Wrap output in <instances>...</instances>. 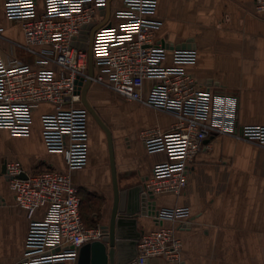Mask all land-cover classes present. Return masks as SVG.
I'll return each mask as SVG.
<instances>
[{
    "label": "built area",
    "instance_id": "built-area-1",
    "mask_svg": "<svg viewBox=\"0 0 264 264\" xmlns=\"http://www.w3.org/2000/svg\"><path fill=\"white\" fill-rule=\"evenodd\" d=\"M105 5L106 0H5L8 19L21 25L25 37L23 44L12 43L31 59L7 53L0 44V129L28 136L35 110L52 106L41 115L42 136L47 150L61 154L66 165L65 171L38 165L28 172L19 162H7L16 203L30 221L26 250L14 264L76 263L83 245L104 237L100 224L89 227L84 221L74 172L88 162L90 114L78 82L85 84L89 78L90 36L104 21ZM157 5L158 0H123L97 29L92 81L174 118L169 130L144 129L140 138L148 152L167 155L154 166L144 193L179 196L206 142L228 134L264 147V126L240 128L237 97L215 90L217 81H200L185 71L184 64L196 61L195 49H169L156 42L155 31L162 23L155 15ZM256 11L264 18V0H256ZM4 38L0 27V40ZM169 52L172 65L166 63ZM23 172L27 177H18ZM157 210L150 218L172 226L145 232L135 262L153 264L162 258L165 264H184L176 232L190 229V210Z\"/></svg>",
    "mask_w": 264,
    "mask_h": 264
},
{
    "label": "crops",
    "instance_id": "crops-1",
    "mask_svg": "<svg viewBox=\"0 0 264 264\" xmlns=\"http://www.w3.org/2000/svg\"><path fill=\"white\" fill-rule=\"evenodd\" d=\"M122 5L123 0H114L112 12ZM0 10L4 22L18 27L14 39L0 22L5 37L0 40L1 46L7 53H16L29 61L31 58L12 43L23 44L25 37L21 25L8 19L5 0H0ZM155 15L162 22L155 31L156 42L169 49H195L196 61L184 64L185 71L200 81H217L215 90L237 97L238 126H264V18L256 11V0H158ZM170 53L166 63L172 65ZM93 87L108 93V97L88 95V98L97 110L101 104L103 114L117 126V132L110 128L120 183L125 186L151 177L154 166L166 161L167 155L148 152L140 133L149 128L167 131L174 118L141 103L122 100L98 84ZM95 99L97 103H93ZM105 102L118 105L119 121L128 114L122 108L129 104L139 109L144 119L139 127L126 129L121 123L118 126L115 107L105 106ZM42 113L37 128L33 119L28 136H14L9 130L0 129V264L20 260L26 250L30 225L24 210L16 203L10 183L1 174L3 164L19 162L28 172L37 165L66 170L63 156L46 148ZM100 130L89 116L88 162L74 172V180L81 188L105 197L98 221V225H103L110 214L113 189L107 139ZM36 131L38 138L34 142ZM157 206L190 210V229L176 232L182 240L184 264H264V147L228 134L211 138L197 154L183 194L160 195ZM43 211L44 208L39 210L37 217ZM83 214L90 216L86 210ZM145 223L146 233L172 226L168 221L160 224L151 218ZM153 264L165 261L157 258Z\"/></svg>",
    "mask_w": 264,
    "mask_h": 264
},
{
    "label": "water",
    "instance_id": "water-1",
    "mask_svg": "<svg viewBox=\"0 0 264 264\" xmlns=\"http://www.w3.org/2000/svg\"><path fill=\"white\" fill-rule=\"evenodd\" d=\"M106 0V5L102 14L104 21L96 25L91 32L89 45V78L82 84L81 95L82 103L89 114L96 121L98 126L106 135L110 168L112 174V199L110 214L106 222L101 225L104 237L83 245L79 249L76 264H137L135 259L138 254V243L142 235L146 232L148 218L157 214V197L149 193L146 195L145 182L149 179L141 178L137 183H128L123 186L117 171L114 137L110 126L104 121L97 109L90 103L88 98L91 87L93 86L92 77L94 76L93 63V40L94 34L101 26L105 25L112 14V2ZM1 174L9 182L13 177L8 175L7 162L2 166ZM18 177L26 178L23 172ZM146 224V225H145Z\"/></svg>",
    "mask_w": 264,
    "mask_h": 264
},
{
    "label": "rangeland",
    "instance_id": "rangeland-1",
    "mask_svg": "<svg viewBox=\"0 0 264 264\" xmlns=\"http://www.w3.org/2000/svg\"><path fill=\"white\" fill-rule=\"evenodd\" d=\"M0 22L2 23V24H4L5 25V28L7 29V32L10 34V35H12L13 36V38L15 39V37H16V35H17V28L18 27H10L9 26V24H8V22H4V20L2 19V12H1V10H0ZM95 84H93V86H94ZM98 85H100V84H98ZM92 86V88H91V90H90V92H89V95L90 96H99V95H101V96H107L108 97V93L107 92H105V91H101V90H99V91H97V90H95V89H93L94 87ZM100 86H102V87H105V88H107L106 86H104V85H100ZM108 89V88H107ZM109 90V89H108ZM110 91V90H109ZM92 92V93H91ZM111 92V91H110ZM112 94H113V92H111ZM115 95V94H114ZM117 97V96H116ZM120 98V97H119ZM92 99V98H91ZM120 99H122V98H120ZM122 100H124V99H122ZM93 101V103L94 102H98L96 99L95 100H92ZM126 101V100H125ZM119 103H121V102H119ZM100 106H97V108H98V112H99V114L101 113V115H103V117L105 118H103L104 119V121L109 125V126H111L114 130H115V132H117L118 131V129H116L117 128V126H115V124L113 123V121H111L109 118H107L106 117V115L105 114H103V112H102V109H103V107L101 106V104H99ZM105 106H112V107H115V109L116 108H118L117 106L118 105H115V104H108V103H106L105 102V104H104ZM52 106H50V105H48V104H44V105H41L40 106V108L35 112V115H33L34 117V119H35V128H37L38 127V125H39V117H40V112L41 111H43V112H45L46 110H49L50 108H51ZM123 109H124V111L125 112H128V114L127 115H123V117H122V121H119V115H118V112H117V109L115 110L116 112H115V119H116V122L115 123H117L118 124V126H119V123H121L123 126H124V128H128V129H130V128H135V127H139L140 126V123H142V121H143V117L142 116H144V115H142V113L140 112V110L139 109H137L136 107H133L131 104H129V105H126L124 108H122V112H123ZM168 116V115H167ZM93 118V117H92ZM95 121V120H94ZM96 122V121H95ZM100 128V127H99ZM113 129H112V132H113ZM103 134H104V132L102 131V129L100 130ZM101 133V136H102V138H101V140H102V143H103V146H104V150H106L105 149V145H106V141H105V139H104V135ZM37 138H38V133H37V131L35 132V140H34V142H36V140H37ZM94 139H96V137H94ZM35 144V143H34ZM32 146H34V148L36 149V145H32ZM12 162H15V161H12ZM38 166V165H37ZM37 166H35V167H37ZM42 165H40V167H41ZM39 167V166H38ZM79 192H80V196H81V198H82V206H81V210H82V215H83V218H84V221H85V223L87 224V226H89V227H94V226H97L98 225V221H99V219H100V215H101V212H102V210H103V207H104V205L106 204V199H105V197L103 196V195H100V193H98V192H91V191H89L88 189H86V188H81V187H79ZM84 210H86V211H88V213H89V217L87 216H85L83 213H84Z\"/></svg>",
    "mask_w": 264,
    "mask_h": 264
},
{
    "label": "bare ground",
    "instance_id": "bare-ground-1",
    "mask_svg": "<svg viewBox=\"0 0 264 264\" xmlns=\"http://www.w3.org/2000/svg\"><path fill=\"white\" fill-rule=\"evenodd\" d=\"M92 88V87H91ZM91 90V89H90ZM91 103V102H90ZM92 104V103H91ZM91 116V115H90ZM92 117V116H91Z\"/></svg>",
    "mask_w": 264,
    "mask_h": 264
},
{
    "label": "trees",
    "instance_id": "trees-1",
    "mask_svg": "<svg viewBox=\"0 0 264 264\" xmlns=\"http://www.w3.org/2000/svg\"><path fill=\"white\" fill-rule=\"evenodd\" d=\"M82 206V205H81ZM81 212H82V210H81ZM83 216V215H82Z\"/></svg>",
    "mask_w": 264,
    "mask_h": 264
}]
</instances>
